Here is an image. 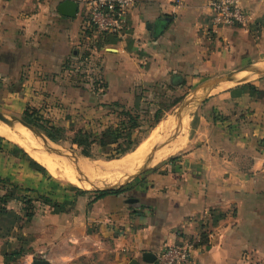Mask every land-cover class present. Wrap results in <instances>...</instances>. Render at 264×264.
<instances>
[{
	"label": "crops",
	"instance_id": "0c3cea01",
	"mask_svg": "<svg viewBox=\"0 0 264 264\" xmlns=\"http://www.w3.org/2000/svg\"><path fill=\"white\" fill-rule=\"evenodd\" d=\"M65 1L0 0V97H17L23 112H52L55 103L82 108L90 98L72 80L88 56L90 0H69L78 5L75 18L59 14ZM211 2L134 0L125 36L104 38L92 60L110 98L117 87L174 81L185 83L181 89L262 65L264 0H237L246 18L237 26L216 25ZM216 91L193 115L185 152L133 189L68 194L57 201L65 209L40 204L31 217L25 191L9 193L0 203V264H146L144 253L195 236L202 240L189 264H264V78ZM11 166L0 160V179L29 189L26 173Z\"/></svg>",
	"mask_w": 264,
	"mask_h": 264
},
{
	"label": "rangeland",
	"instance_id": "374dc122",
	"mask_svg": "<svg viewBox=\"0 0 264 264\" xmlns=\"http://www.w3.org/2000/svg\"><path fill=\"white\" fill-rule=\"evenodd\" d=\"M259 64H262L259 66H264V61L260 62ZM243 67L244 66L237 67L236 71ZM260 72L261 70L259 68L246 71L241 74V78L250 79L257 76ZM229 73L230 72L214 78H206L208 80L205 79V81L201 82L197 80V82L193 85L178 89L176 93L162 87V83H157L148 88L139 85H132L131 87H117L112 92L113 95H111V97L115 96L114 100L113 98H110V95L107 92L108 84L99 72L98 75L95 73L97 84H94L91 87L90 78L88 80L85 75L78 71L74 76L75 78L78 77L76 78L77 81L75 80L73 75L71 77L74 78L72 79L73 81L82 84V86H84L90 92L87 93L90 97L87 98L88 101L86 100V98L84 99V101L86 102L85 107L78 108L72 107L71 105H69V103L66 106L55 103V105L50 108L53 109L52 112L47 111L49 109L41 111L43 108L35 110L29 107L27 108V106L26 110L23 112V103L20 100H17V97H10L4 100H2L0 97V103H3L0 104V112L3 114L4 112L9 113L8 117L16 127H25L26 125L32 126L27 122L30 121L31 123L40 127L37 130L42 134H55V136L59 137L61 140L60 142L56 143V145L67 153H75L76 155L85 158L90 162H112L123 158L121 157L119 159H110L109 154L112 155L114 154L115 150H123L128 146V142L126 139L130 135V130L132 127V123L129 122L128 117L122 115L121 109L119 108L120 106H124L127 109L133 110V112L140 118L139 128L135 129L134 132H131V139L139 146L140 143L157 126H159V124L163 120L167 118L169 119V117L174 118V116L179 115V112L184 116L187 108L191 105L192 101L203 91V87L207 82ZM263 78L264 74L260 77V80ZM236 85L237 84L233 82L221 85L216 92L222 91L226 88H231ZM4 92H1L0 96ZM140 96L142 98H140ZM179 97H182L183 99L179 101ZM18 101H20V104H18ZM176 103L178 104L173 107ZM116 105L120 106L118 107ZM200 106L201 104H198L196 109L190 112L187 125H184L186 121H184V118H182L181 124H183V130L179 132L177 138L181 136V138L184 139V143L187 142L192 117L193 115H195L196 110ZM159 109L165 111L169 110V112L164 116L160 123L152 127L154 121L153 116L156 110ZM0 125H3L1 121ZM110 127H114V129L117 128L116 131L120 136L119 141L117 144L112 145L108 148L100 147V135L102 131ZM178 128H176V130ZM29 131L32 132L33 130ZM80 131H86L91 135L90 140L94 143L91 155L94 159L84 157L83 155H81L80 150H78L73 145L74 137ZM174 132L166 137L169 139V142L172 138L171 135ZM16 133L19 134V131ZM32 133L36 138L35 139L34 137H32V139L39 142L40 140L36 137V134L34 132ZM46 147H48L47 150L50 152L49 146L46 145ZM185 148L182 147L180 151H178L169 159L155 163L152 170L155 169L156 171L157 169L162 167L165 162L182 155L186 150ZM52 155L56 157V159L60 160V164L57 162L58 168L56 170V175H52L46 167L33 159L22 147L0 136V160L2 159V162L4 163H10L12 165L11 170H23L27 175L28 181L30 182L29 189L21 190L19 188L20 185H15L9 180L0 179V190L3 191V195L0 196V203L5 204L7 198H9V193H12V191H25L23 192L24 194L22 195L21 199L22 203L27 206V209H25L26 207H24V210H26L27 213H34L39 210L38 205H40V203H38L37 201H43L42 199L44 198L50 199L54 203H57L58 200L62 201L64 198H66L68 194H71L72 196V194L75 193L77 195V191L79 190L89 193L96 192L94 187L88 188L87 190H84L86 188L79 187L75 183V180L77 181L79 179V181L81 182L86 181L75 172L69 171L66 165V160H64L60 156L54 155L53 153ZM147 173L135 178L128 179L126 178V176L128 175L127 173L122 175L117 173V175L113 174L109 177H101L99 178L101 185H99L98 187H113V190H121L122 188L133 189L134 184H136L138 180L140 178H143V176H145ZM88 179L92 180L90 178ZM80 186L85 187L86 185L80 184ZM27 191L30 193L29 195H25ZM18 194L21 195L22 193Z\"/></svg>",
	"mask_w": 264,
	"mask_h": 264
},
{
	"label": "built area",
	"instance_id": "2783aa9c",
	"mask_svg": "<svg viewBox=\"0 0 264 264\" xmlns=\"http://www.w3.org/2000/svg\"><path fill=\"white\" fill-rule=\"evenodd\" d=\"M134 0H90L85 12L86 23L84 37L88 42V56L79 66L80 72L88 80L91 87L95 84L97 66L92 63L100 42L106 37L123 38L128 29L129 14ZM210 8L216 15L214 23L223 26L245 25L246 18L237 0H212ZM201 236L192 240L167 246L159 254L153 264H189L192 254L201 244Z\"/></svg>",
	"mask_w": 264,
	"mask_h": 264
},
{
	"label": "bare ground",
	"instance_id": "6f19581e",
	"mask_svg": "<svg viewBox=\"0 0 264 264\" xmlns=\"http://www.w3.org/2000/svg\"><path fill=\"white\" fill-rule=\"evenodd\" d=\"M246 79H249V78H246ZM181 122H182V113L180 114L179 112V115L174 116V118L171 117L169 119L164 120L157 129L153 130L152 133L148 135L141 142L140 146L134 152L124 156L123 158L119 160L112 161L109 163H103V162L100 163L98 161L95 163H89V161L87 162V160H84V158H81L75 153L74 154L67 153L64 150L60 149L59 147L58 148L60 151L62 150L61 152L64 153L62 154L68 160L72 162L74 168L76 167L87 178L92 179L90 180V182H81L78 179L77 182L79 183V185L83 184V185H86L85 187L87 188H92V187L95 188L101 185L99 181V178L101 177H109L113 174L117 175V173L121 175L125 173L128 174L129 172L135 171L140 165L141 161L143 160L147 150L151 146H154L163 137L168 135L174 128L179 126ZM17 128H18L19 134L14 132V130L10 129L4 124L0 125V136L22 147L33 159H35L37 162H39L44 167H46L52 175H56L57 174L56 170L58 168L57 162L59 163L60 160L56 159V157L52 155V152L50 151L51 152L50 153L47 150L48 147H46V143L40 139L39 140L42 143L40 141L39 142L34 141L32 139V137H34V134L32 133L33 131L32 132L29 131L31 129L23 130L24 127L22 126H19ZM168 143L169 142H166V143H163L162 145L168 144ZM162 145H160V147ZM183 145H184V139H182L181 136L177 138V140L171 141L169 144L170 147L166 146L163 150H161L158 154L155 155L154 163L170 158L177 151H179L183 147ZM48 146H51V145L49 144ZM160 147H159V150H160ZM151 150L148 152L149 161H147L146 163L142 162L141 166L138 169L145 167L150 162V158L152 157ZM66 165L67 167L70 166L68 163H66ZM84 190H87V189H84Z\"/></svg>",
	"mask_w": 264,
	"mask_h": 264
},
{
	"label": "water",
	"instance_id": "95a60500",
	"mask_svg": "<svg viewBox=\"0 0 264 264\" xmlns=\"http://www.w3.org/2000/svg\"><path fill=\"white\" fill-rule=\"evenodd\" d=\"M58 12L60 15L67 17V18H75L77 13H78V5L75 2L72 1H65L62 4H60V6L58 7ZM168 22V19L161 22L158 29L160 30L163 27V23ZM256 68H259L261 70V72L250 79H242L241 78V74L246 72V71H250V70H254ZM264 74V66H259V65H249V66H245L237 71H233L227 75L215 78L209 82H207L204 87H203V91L192 101L191 105L187 108L186 113L184 114L183 118L184 121H186V123L184 125H187V121H188V117L191 111H193L194 109H196L197 105L202 104L208 97L209 95L214 92L216 89H218L221 85H225L228 83H235L237 85H242V84H247L250 82H253L255 80H258L262 75ZM0 121L6 125L7 127H9L10 129L18 132V128L12 123V121L10 120V118L1 113L0 112ZM24 129L26 130H33V132L36 134V137L39 138L40 140H42L43 142L46 143V145H51L49 146L50 151L57 156L62 157L64 160H66V162L71 166L72 171L77 173L82 179H84L86 182H90V180L84 175L82 174L78 169L74 168L72 162L70 160H68L63 154L62 152L59 150L58 146L56 145V143L52 142L46 135L42 134L41 132H39L35 127L30 126V125H26L24 127ZM183 130V124H181L179 126V128L171 135L172 137V141L176 140V138L178 137V134L180 131ZM35 138V137H34ZM36 139V138H35ZM168 138H162L160 141H158L152 148L151 153H152V160L143 168H140L132 173H129L126 178H135L138 176H141L147 172H149L150 170H152L153 166H154V161H155V155L159 150L160 145H162L163 143L169 142ZM96 192H109L113 190V187H108V188H100V187H95ZM156 260V255L151 254V253H144L143 254V261L146 264H153ZM33 264H49L46 261H42V260H35L33 262ZM130 264H139L138 261L133 260L130 262Z\"/></svg>",
	"mask_w": 264,
	"mask_h": 264
},
{
	"label": "trees",
	"instance_id": "16d2710c",
	"mask_svg": "<svg viewBox=\"0 0 264 264\" xmlns=\"http://www.w3.org/2000/svg\"><path fill=\"white\" fill-rule=\"evenodd\" d=\"M95 84H97V81L95 82ZM185 83L182 84H176L174 81H172L169 84H162L161 86L166 88L167 90H170L171 92L176 93V91L178 90L179 87L184 86ZM140 98H142L140 96ZM183 98L179 97V101H181ZM178 103H176L173 107H175ZM116 106H120V105H116ZM121 109L122 115L127 116L129 119V122L132 123V127L130 130V135L128 136V138L126 139L128 142V146L123 149V150H115L114 154L110 155L109 157L110 159H119L121 157H124L125 155H127L128 153L134 152L135 148L138 146V144L136 142H134L131 138H132V134L131 132H134L135 129L139 128V121L140 118L138 117V115H136L133 110L131 109H127L124 106H120L119 107ZM169 112L165 111V110H156L154 116H153V126H156L158 123L161 122V120L164 118V116ZM29 124H31L33 127H35L36 129H39L40 127L31 123L30 121H27ZM117 129V128H116ZM116 129H114V127H110L104 131H102L101 135H100V139H99V144L100 147L103 148H108L112 145H115L118 143L119 141V134L117 133ZM52 142L54 143H58L60 142V138L56 137L55 134L53 133H47L46 135ZM91 135L86 132V131H80L78 132L75 137H74V142L73 145L80 150L81 155H83L84 157L87 158H91L94 159L93 156L91 155L92 153V147H93V141L90 140ZM137 149V148H136ZM176 158H172L170 159V162L175 160ZM1 181V180H0ZM86 192L84 191H77V194L81 195V194H85ZM109 192H99L100 196H104L106 194H108ZM43 201H37L40 204L52 207L54 209H65L64 205H61L59 203H54L53 201H51L50 199H42ZM7 203V201H6ZM5 203V204H6ZM27 209V206L26 208ZM25 215L27 217H31L33 214L31 212L27 213V211L25 210Z\"/></svg>",
	"mask_w": 264,
	"mask_h": 264
}]
</instances>
